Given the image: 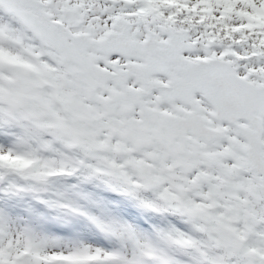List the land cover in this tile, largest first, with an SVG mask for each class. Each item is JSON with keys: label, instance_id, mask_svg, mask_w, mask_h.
<instances>
[{"label": "snow or ice", "instance_id": "1", "mask_svg": "<svg viewBox=\"0 0 264 264\" xmlns=\"http://www.w3.org/2000/svg\"><path fill=\"white\" fill-rule=\"evenodd\" d=\"M0 264H264V0H0Z\"/></svg>", "mask_w": 264, "mask_h": 264}, {"label": "rangeland", "instance_id": "2", "mask_svg": "<svg viewBox=\"0 0 264 264\" xmlns=\"http://www.w3.org/2000/svg\"><path fill=\"white\" fill-rule=\"evenodd\" d=\"M76 227L79 228L78 226H76ZM59 228H60L59 225H55V224L51 225V230L54 232L58 231ZM96 238H98V237L93 238V243L97 244V246H106V243L102 244V243L96 242Z\"/></svg>", "mask_w": 264, "mask_h": 264}, {"label": "trees", "instance_id": "3", "mask_svg": "<svg viewBox=\"0 0 264 264\" xmlns=\"http://www.w3.org/2000/svg\"><path fill=\"white\" fill-rule=\"evenodd\" d=\"M75 226H78L79 228H81V227H82V225H81V224H76Z\"/></svg>", "mask_w": 264, "mask_h": 264}]
</instances>
